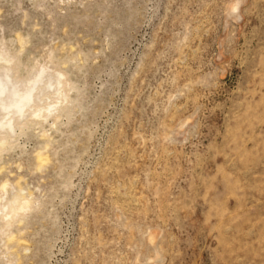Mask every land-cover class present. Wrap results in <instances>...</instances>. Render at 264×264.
I'll list each match as a JSON object with an SVG mask.
<instances>
[{
	"label": "rangeland",
	"instance_id": "rangeland-1",
	"mask_svg": "<svg viewBox=\"0 0 264 264\" xmlns=\"http://www.w3.org/2000/svg\"><path fill=\"white\" fill-rule=\"evenodd\" d=\"M6 50L63 78L0 133V264H264V0H0Z\"/></svg>",
	"mask_w": 264,
	"mask_h": 264
},
{
	"label": "bare ground",
	"instance_id": "bare-ground-1",
	"mask_svg": "<svg viewBox=\"0 0 264 264\" xmlns=\"http://www.w3.org/2000/svg\"><path fill=\"white\" fill-rule=\"evenodd\" d=\"M7 51L8 50H6V52L4 51L5 53L4 52L0 53V59H4L3 57L8 59V60L5 59L6 62L0 68V133L3 132V130H7V131L9 130L10 131L14 121H16L24 112L26 113V111L28 109L31 110L30 108H32L33 105L38 104V102L40 100L42 101V99H44L43 97L46 96V95H44V93H40V94L36 93L37 92L36 91L37 88L41 85L43 80H45V82H44V84H42L43 85V87H42L43 91L42 92H45L46 90H48V89L53 87L55 89L53 92L57 93L59 89L61 90V88H59L60 77L63 78V74H62V76H60L61 72H60V74L57 73L58 70H57V72H52L51 71V73H49L50 70L46 71V69H48V66H47L46 69L44 67H40L39 66L40 67L39 69H37L36 71L32 70L24 78H21V76H19V75L18 76L20 78L19 77L14 78L13 77V73H14L13 72V70H14L13 69V65H14V63H16V61H15V57L16 56H14L13 54H11V55L14 58L12 56H9L7 54ZM17 56H18V54H17ZM15 70H17V68ZM51 70H53V69H51ZM54 71H55V69H54ZM61 81H62V79H61ZM48 98H50V97H48ZM58 99L60 100L59 97H58ZM58 99L56 98V100H57L56 102L57 103L55 102V104L57 106H58V101H59ZM63 101H64V99H63ZM52 103H51V106H52ZM47 105H49V104H47ZM38 107L39 106H37L36 108H38ZM52 107H48V108L53 109ZM58 107H57V109H58ZM51 109L50 110L48 109L49 111L48 110L47 111L52 113L53 110H57L56 108L53 109V110H51ZM61 109H62V107H61ZM36 110H40V107L38 109H36ZM41 110H42V108H41ZM28 112L31 113V111H28ZM33 112H35V111H33ZM33 112H32V117L31 118H34L35 116H37V113H38V112H35L36 114L35 113L33 114ZM40 114H41V112H39V116H40ZM42 114H44V111H42ZM44 116L43 117L45 119L46 118V112H45ZM41 117L42 116H40L38 118L40 119ZM35 119H36V117H35ZM14 200H16V198ZM18 203H20V202H18ZM25 205L26 204H24V202H23V204H17L16 201H13L8 209H10V211H13V212H11V215H13L12 213L16 212V210L18 211V209L24 208ZM6 206H8V205H6ZM6 206H5L4 209H6ZM27 206H28V204H27ZM25 209L27 210L28 208L25 207ZM9 212H7V214ZM19 212H21V211H19ZM19 212H17V213H19ZM9 215L10 214H8L7 216H9ZM14 215H15V213H14ZM14 215L10 216V217H14Z\"/></svg>",
	"mask_w": 264,
	"mask_h": 264
}]
</instances>
